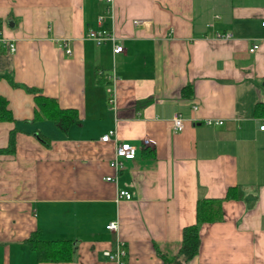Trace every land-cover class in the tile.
Returning a JSON list of instances; mask_svg holds the SVG:
<instances>
[{
	"label": "crops",
	"instance_id": "1",
	"mask_svg": "<svg viewBox=\"0 0 264 264\" xmlns=\"http://www.w3.org/2000/svg\"><path fill=\"white\" fill-rule=\"evenodd\" d=\"M262 22L264 0H0V35L14 43L11 52L0 41V97L13 117L0 121V264H116L103 255L116 246L105 227L114 219L125 264H162L158 251L174 254L195 222L199 193L222 198L230 187L241 196L199 226L186 264H264ZM99 28L122 51L86 36ZM38 95L76 109L78 122L62 131L35 119ZM11 129L14 150L3 152ZM110 129L136 147L117 173L114 141L100 139ZM118 189L130 198L116 200ZM31 232L71 240L72 260L37 262Z\"/></svg>",
	"mask_w": 264,
	"mask_h": 264
},
{
	"label": "trees",
	"instance_id": "2",
	"mask_svg": "<svg viewBox=\"0 0 264 264\" xmlns=\"http://www.w3.org/2000/svg\"><path fill=\"white\" fill-rule=\"evenodd\" d=\"M39 111L35 113V119L47 118L62 131H66L72 124L78 122V113L74 108H60L57 102L48 97L36 96ZM264 108V104H257L255 111ZM0 121H13L12 114L7 107L5 98L0 97ZM47 140V138L45 137ZM15 145V129H11L8 136V145L3 152H11ZM241 190L230 187L222 198H207L199 193L195 207V222L182 228L181 240L174 254L158 251L162 258V264H186L194 257L199 248V226L205 222L217 219L221 213L222 199H239ZM25 243L35 254L37 262H68L73 258L74 246L69 239H41L36 232H31L25 239ZM125 262V258H124ZM125 264V263H124Z\"/></svg>",
	"mask_w": 264,
	"mask_h": 264
},
{
	"label": "built area",
	"instance_id": "3",
	"mask_svg": "<svg viewBox=\"0 0 264 264\" xmlns=\"http://www.w3.org/2000/svg\"><path fill=\"white\" fill-rule=\"evenodd\" d=\"M217 17V15H215ZM101 19V18H100ZM140 19H134L133 23L138 24L140 23ZM262 25L264 26V22H262ZM86 36L92 40L95 41L96 44H101L105 42L106 40H109L112 43V52L118 53L122 51V45L118 43L117 37L114 35L112 30H106L104 28L99 29H91L87 32ZM217 37L222 38H228L229 34H217ZM0 41L5 42L4 44L7 46L9 51L14 50V43L5 41L1 35H0ZM62 47H64L65 52L67 54L71 53L70 48L67 46L66 43L61 44ZM259 43L254 42L251 44V46L248 48L249 52H254L258 49ZM108 77V85L106 86V93L107 98L106 101L109 106L114 107L115 104V80L116 75L114 71L112 70L111 73L107 76ZM204 122L206 124H212V123H218L220 124L222 121L220 120H212V119H205ZM172 123L174 130H181L183 128V118L180 116L179 113H175L172 117ZM260 130H264V121L259 125ZM101 140L107 141V140H113L114 141V149H113V156L110 160V166L112 169L117 173L120 168L122 167V160L123 159H132L135 156L136 153V147L126 141H118L115 137V130L110 129L100 137ZM143 144H154L155 140L150 137H144L142 139ZM105 180L107 181H115L114 175H107L105 177ZM121 198H130V193L124 189H118L115 193V199H121ZM106 229L116 233L117 235V241L116 246L114 250H105L103 251V255L109 257L110 259H113L116 264H124V258L126 254V250L124 248L123 242L120 240L118 236V230H119V221L117 219L110 220L106 225Z\"/></svg>",
	"mask_w": 264,
	"mask_h": 264
}]
</instances>
